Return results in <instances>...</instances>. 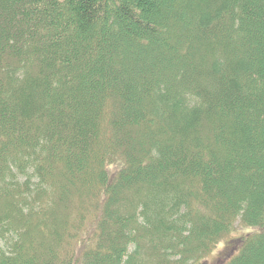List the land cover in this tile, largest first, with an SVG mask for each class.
Segmentation results:
<instances>
[{
    "label": "trees",
    "instance_id": "obj_1",
    "mask_svg": "<svg viewBox=\"0 0 264 264\" xmlns=\"http://www.w3.org/2000/svg\"><path fill=\"white\" fill-rule=\"evenodd\" d=\"M229 239L264 264V0H0V264Z\"/></svg>",
    "mask_w": 264,
    "mask_h": 264
},
{
    "label": "rangeland",
    "instance_id": "obj_2",
    "mask_svg": "<svg viewBox=\"0 0 264 264\" xmlns=\"http://www.w3.org/2000/svg\"><path fill=\"white\" fill-rule=\"evenodd\" d=\"M119 165H108V171L111 173H114L117 171ZM249 233L248 230H239L237 233H235L233 236L236 239L237 237H240L242 234H247ZM233 239L230 241H222L219 245L217 250L212 254L211 256L208 257L207 261L204 262L203 264H221L223 260L226 258L228 255L227 253L230 252L231 249L234 250V242Z\"/></svg>",
    "mask_w": 264,
    "mask_h": 264
}]
</instances>
